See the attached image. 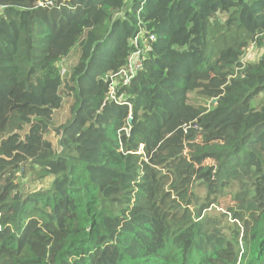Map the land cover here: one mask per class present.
<instances>
[{"label":"trees","instance_id":"1","mask_svg":"<svg viewBox=\"0 0 264 264\" xmlns=\"http://www.w3.org/2000/svg\"><path fill=\"white\" fill-rule=\"evenodd\" d=\"M39 1L0 0V264H264V0Z\"/></svg>","mask_w":264,"mask_h":264},{"label":"built area","instance_id":"2","mask_svg":"<svg viewBox=\"0 0 264 264\" xmlns=\"http://www.w3.org/2000/svg\"><path fill=\"white\" fill-rule=\"evenodd\" d=\"M42 1L44 0H40L39 4H42ZM4 7L0 4V13L3 12ZM153 39V34H149L146 37L142 29L136 33L132 41L134 50L127 57L125 64L117 72L108 75L110 99L119 100L122 104H127V102L121 101L123 96L119 99L115 93L118 88L129 84L130 80L143 68L144 50L148 48L149 42Z\"/></svg>","mask_w":264,"mask_h":264},{"label":"rangeland","instance_id":"3","mask_svg":"<svg viewBox=\"0 0 264 264\" xmlns=\"http://www.w3.org/2000/svg\"><path fill=\"white\" fill-rule=\"evenodd\" d=\"M264 52V50L262 48H258L255 46H249L248 49L245 52V55L242 59V61L244 62H256L258 60V58L262 55V53ZM76 53V52H75ZM74 52L66 59H64L61 64L60 67L62 68V70L65 71V69L74 62L76 57V54ZM192 95H190V98L192 99ZM68 101L65 102V105L63 107L62 110L57 111L56 112V117H57V121H62L65 119V116L68 113ZM209 162V161H207ZM20 182L22 183V186L24 187V189L26 191H32L35 189H38L39 187H41L42 185H45V181L43 182L42 179H36L35 175L33 173H26L25 176L21 179H19ZM43 182V183H42ZM199 194L202 196V193L204 192V188L203 187H199L198 188ZM225 196H222L219 198V204H213L210 206L209 210H214L216 212H224L225 207L227 205L232 204L231 203V197L228 194H224ZM203 197V196H202Z\"/></svg>","mask_w":264,"mask_h":264},{"label":"water","instance_id":"4","mask_svg":"<svg viewBox=\"0 0 264 264\" xmlns=\"http://www.w3.org/2000/svg\"><path fill=\"white\" fill-rule=\"evenodd\" d=\"M213 102H215V100H213Z\"/></svg>","mask_w":264,"mask_h":264}]
</instances>
